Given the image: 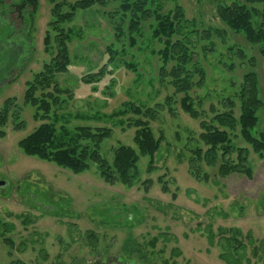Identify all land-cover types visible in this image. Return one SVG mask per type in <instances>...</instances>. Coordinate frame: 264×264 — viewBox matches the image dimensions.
<instances>
[{
  "label": "rangeland",
  "instance_id": "1",
  "mask_svg": "<svg viewBox=\"0 0 264 264\" xmlns=\"http://www.w3.org/2000/svg\"><path fill=\"white\" fill-rule=\"evenodd\" d=\"M121 1L78 9L73 21L63 25L74 30L69 43L71 64L68 72L55 74L54 83L65 92L51 118L56 110L58 127L111 128V136L100 146L110 162L119 146L137 148L134 122L142 118L160 140V151L153 159L140 156L138 181L133 185L105 182L94 163L85 172L73 174L23 153L19 141L42 123L55 120L37 118L44 113L25 102L28 82L55 54L54 49L46 52L44 45L47 32L55 34L49 26L55 20L54 4L39 0L32 43L27 45L32 53L24 55V68L14 74L17 78L0 89V111L7 99L14 103L6 124L0 125L4 134L0 135V264H96L101 259V264H228L221 258L226 253L240 257V264H263L262 258L253 256V245L264 243V158L241 137H233L234 145L249 148L251 177L217 176V168L203 162L202 172L209 177L198 179L194 176L198 164L190 160L193 150L207 149L200 140V122L229 108V98H235L244 72L253 69L259 74L264 96V64L258 48L229 31L218 18V4L232 0H157L165 11L181 5L200 29L227 30L224 38L213 37V52L204 59L201 55L207 76L202 86L190 92L200 113L195 119L181 107L184 94L161 82V62L155 51L163 44L152 40L151 22H144L135 47L129 45V21L120 40L115 37ZM230 46L242 48L247 59L231 56ZM109 48L115 50L111 59ZM250 56L255 59L253 65ZM131 62L138 71L129 68ZM91 74L97 81L84 82ZM124 104L143 111L153 108L155 115L113 116ZM236 114H240L238 108ZM259 129L264 130V109ZM226 159L237 163V152ZM230 237L243 240L245 249L237 251L235 243L228 245Z\"/></svg>",
  "mask_w": 264,
  "mask_h": 264
},
{
  "label": "trees",
  "instance_id": "2",
  "mask_svg": "<svg viewBox=\"0 0 264 264\" xmlns=\"http://www.w3.org/2000/svg\"><path fill=\"white\" fill-rule=\"evenodd\" d=\"M53 3L52 15L55 18L49 26L50 31L44 39L45 51L55 50V54L44 70L36 74L29 81L25 93V102L44 113L35 116L40 119H49L53 107L60 103V94L65 92L54 83L56 73L68 72L71 64L69 43L74 35L73 29H66L63 25L73 21L78 9L86 10L96 4H106V0H48ZM39 0H0V89L17 78L14 76L24 68V55L32 53L27 48L32 43V30L34 17L38 11ZM68 6L69 10L63 12L62 8ZM120 11L117 13L118 22H115V37L120 40L124 34L125 23L129 21V45H137V37L142 35L144 22H151L150 36L154 41H160L163 46L155 51L159 55L161 65L159 76L161 82L169 83L177 94H184L180 100L182 109L195 119L200 118V113L194 106L190 92L195 87L204 84L207 72L201 59L208 52H213L214 36L224 38L227 30L218 27L200 29L197 21L186 16L181 5L165 11L157 0H122ZM110 16L114 17L113 14ZM217 16L221 23L233 34L241 35L245 40L258 48L264 64V0H232L230 3L221 2L217 7ZM210 42V43H206ZM29 44V45H30ZM113 57V48H109ZM230 55L242 60L247 59V54L242 48L228 47ZM248 61L253 65L254 57ZM129 68L138 71L134 63H129ZM233 67V66H232ZM101 70L97 75H102ZM95 74L85 76L83 81L92 83L97 81ZM53 86V91L49 90ZM40 95L37 96V93ZM229 108L217 112L211 120H202L200 140L207 147L193 150L191 163L197 162L194 176L198 179L208 180L209 175L202 172L201 165L217 168V176L227 177L233 173H242L248 177L252 175L249 164V148L238 147L233 143V137H241L251 150L260 158H264V130H260V113L264 109V96L261 94V81L255 70L243 73L235 98H229ZM170 104L172 97L166 98ZM14 106L13 99L5 101L0 111V125H5ZM125 108L115 113L124 115L134 113L140 115H155V109L142 110L133 104H124ZM240 114L237 116L236 109ZM54 121H47L39 125L34 131L22 138L18 146L27 156L36 157L42 161L54 163L59 167L81 174L89 169L90 164L97 165L100 175L109 184L122 183L133 185L138 181V162L140 156L154 158L160 151L161 142L155 137L150 123L142 118L134 122L136 132L134 142L137 148L121 145L115 149L113 160L110 162L100 152L102 142L109 138L112 129L108 127L76 126L69 128L65 124L57 126L56 110L52 116ZM51 118V119H52ZM50 119V120H51ZM56 121V122H55ZM3 136V133H0ZM221 153L219 154V152ZM237 152V163L226 159L227 155ZM221 160L220 165H218ZM193 172V171H192ZM11 230V227H8ZM237 233H240L237 230ZM211 240L213 235H210ZM228 245L236 244L237 251L244 250L243 240L236 237L226 238ZM250 244L255 240L251 238ZM212 243V242H211ZM253 256L259 257L264 264V243L253 245ZM221 258L228 264H240V257L226 253Z\"/></svg>",
  "mask_w": 264,
  "mask_h": 264
},
{
  "label": "flooded vegetation",
  "instance_id": "3",
  "mask_svg": "<svg viewBox=\"0 0 264 264\" xmlns=\"http://www.w3.org/2000/svg\"><path fill=\"white\" fill-rule=\"evenodd\" d=\"M119 261V260H118ZM103 262V260H98V262L96 264H101ZM110 264V263H109Z\"/></svg>",
  "mask_w": 264,
  "mask_h": 264
},
{
  "label": "water",
  "instance_id": "4",
  "mask_svg": "<svg viewBox=\"0 0 264 264\" xmlns=\"http://www.w3.org/2000/svg\"><path fill=\"white\" fill-rule=\"evenodd\" d=\"M0 185H3L2 183H0Z\"/></svg>",
  "mask_w": 264,
  "mask_h": 264
}]
</instances>
